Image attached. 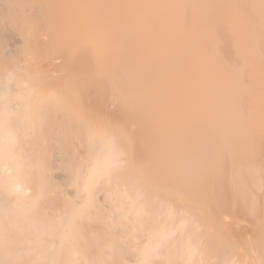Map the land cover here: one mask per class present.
I'll use <instances>...</instances> for the list:
<instances>
[{"label":"bare ground","instance_id":"bare-ground-1","mask_svg":"<svg viewBox=\"0 0 264 264\" xmlns=\"http://www.w3.org/2000/svg\"><path fill=\"white\" fill-rule=\"evenodd\" d=\"M0 264H264V0H0Z\"/></svg>","mask_w":264,"mask_h":264}]
</instances>
